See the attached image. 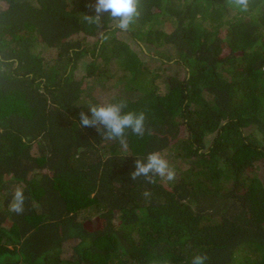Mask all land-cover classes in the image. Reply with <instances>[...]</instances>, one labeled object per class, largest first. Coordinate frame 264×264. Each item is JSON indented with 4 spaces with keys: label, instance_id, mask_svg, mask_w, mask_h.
I'll return each instance as SVG.
<instances>
[{
    "label": "trees",
    "instance_id": "obj_1",
    "mask_svg": "<svg viewBox=\"0 0 264 264\" xmlns=\"http://www.w3.org/2000/svg\"><path fill=\"white\" fill-rule=\"evenodd\" d=\"M94 3L0 0V264H264V0H139L127 30ZM119 102L142 136L81 127ZM152 152L174 180L131 179Z\"/></svg>",
    "mask_w": 264,
    "mask_h": 264
},
{
    "label": "clouds",
    "instance_id": "obj_2",
    "mask_svg": "<svg viewBox=\"0 0 264 264\" xmlns=\"http://www.w3.org/2000/svg\"><path fill=\"white\" fill-rule=\"evenodd\" d=\"M231 3L239 6L246 11L249 0H231ZM139 0H95L94 16H85L88 22H97L101 20L103 13H108L112 18L118 19V27L127 30L134 18L139 15ZM126 107L124 102L110 103L106 105H90V116L80 112L79 119L81 127H94L99 131L102 127L105 132L104 136L108 140L118 139L120 143L126 146L125 132L131 130L132 133L142 136L145 131V115L143 112L137 114L134 112L125 113ZM131 179L136 180L138 177H145L149 183H153L154 176H159L167 181L175 179L176 173L174 168L169 165L159 152L148 154L146 160L137 159L135 161V170L131 172ZM149 195L147 192L145 196ZM24 190L18 187L13 196V202L9 210L20 214L24 211ZM208 257L206 255H196L193 257L192 264H205Z\"/></svg>",
    "mask_w": 264,
    "mask_h": 264
},
{
    "label": "rangeland",
    "instance_id": "obj_3",
    "mask_svg": "<svg viewBox=\"0 0 264 264\" xmlns=\"http://www.w3.org/2000/svg\"><path fill=\"white\" fill-rule=\"evenodd\" d=\"M120 39L124 42H126L128 45L131 46V48L133 49L134 52L137 53V55L139 56L140 60L149 64V65H152L155 69H158V68H162V62L160 61V58L159 57H149L148 53L146 50L143 49V51L140 49V47L137 45V42L133 39V37L129 34H123L121 35ZM90 61V58L89 57H86L84 59H82L79 63H78V66L74 72V77L76 80H81L85 74H86V66L88 65ZM172 72L171 71H168L166 72V75H171ZM185 75V72H182V77ZM159 90H162V87L159 86ZM116 91V89H115ZM114 90L111 91L110 95H108L107 93L105 94H99V98H100V101L104 100V101H107V102H111L112 98L114 96H116V93H115ZM121 94V93H120ZM126 95V94H124ZM259 171H258V174H259V177L264 180V160L260 162V165H259ZM0 208H4V205L3 204H0Z\"/></svg>",
    "mask_w": 264,
    "mask_h": 264
}]
</instances>
